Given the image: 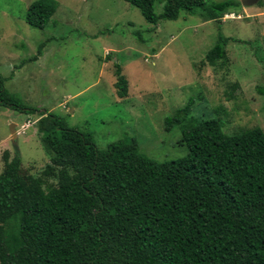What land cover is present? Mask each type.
<instances>
[{
  "label": "trees",
  "instance_id": "1",
  "mask_svg": "<svg viewBox=\"0 0 264 264\" xmlns=\"http://www.w3.org/2000/svg\"><path fill=\"white\" fill-rule=\"evenodd\" d=\"M122 1L153 25L198 11L219 22L241 6L165 0L155 14L154 0ZM56 8L55 0H34L24 21L43 29ZM230 41L241 42L219 34L202 64L226 63ZM114 77L115 95L126 99L128 81L117 64ZM3 81L1 107L39 112L9 94ZM255 90L264 97V85ZM193 104L189 98L164 120L166 131L178 127L188 149L165 162L143 156L132 138L100 150L90 134L39 113L37 133L51 164L34 177L23 174L17 150L2 155L0 264H264V130L227 135L220 120L193 116Z\"/></svg>",
  "mask_w": 264,
  "mask_h": 264
},
{
  "label": "rangeland",
  "instance_id": "2",
  "mask_svg": "<svg viewBox=\"0 0 264 264\" xmlns=\"http://www.w3.org/2000/svg\"><path fill=\"white\" fill-rule=\"evenodd\" d=\"M33 1L0 0L3 88L39 111L0 106V173L4 151L10 158L18 151L24 175L38 177L51 164L36 127L44 111L90 134L100 150L132 138L139 153L157 162L187 155L180 130L166 131L164 120L189 98L193 116L220 120L227 135L264 130V97L255 90L264 85V1L241 5L219 22L205 21L198 11L153 25L122 0H55L56 11L43 29L24 21ZM164 3L154 0L155 14ZM219 34L241 42H228L226 63L202 64ZM115 64L128 81L123 100L115 95ZM233 84L238 88L231 91ZM27 121L31 125L22 128Z\"/></svg>",
  "mask_w": 264,
  "mask_h": 264
},
{
  "label": "water",
  "instance_id": "3",
  "mask_svg": "<svg viewBox=\"0 0 264 264\" xmlns=\"http://www.w3.org/2000/svg\"><path fill=\"white\" fill-rule=\"evenodd\" d=\"M256 0H242L241 1V5L243 6H249V5H252ZM14 124H11L10 125V133H14ZM13 139L16 137V135H12Z\"/></svg>",
  "mask_w": 264,
  "mask_h": 264
},
{
  "label": "built area",
  "instance_id": "4",
  "mask_svg": "<svg viewBox=\"0 0 264 264\" xmlns=\"http://www.w3.org/2000/svg\"><path fill=\"white\" fill-rule=\"evenodd\" d=\"M31 125V122L27 121L26 123L23 124V127L22 128H27Z\"/></svg>",
  "mask_w": 264,
  "mask_h": 264
}]
</instances>
